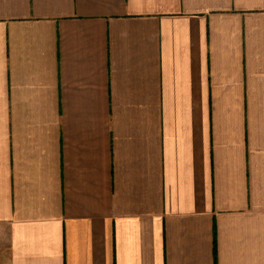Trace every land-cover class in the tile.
<instances>
[{
    "label": "crops",
    "instance_id": "1",
    "mask_svg": "<svg viewBox=\"0 0 264 264\" xmlns=\"http://www.w3.org/2000/svg\"><path fill=\"white\" fill-rule=\"evenodd\" d=\"M0 264H264V0H0Z\"/></svg>",
    "mask_w": 264,
    "mask_h": 264
}]
</instances>
